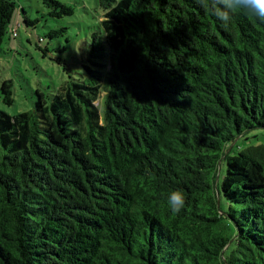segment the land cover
Returning a JSON list of instances; mask_svg holds the SVG:
<instances>
[{
    "label": "trees",
    "instance_id": "obj_1",
    "mask_svg": "<svg viewBox=\"0 0 264 264\" xmlns=\"http://www.w3.org/2000/svg\"><path fill=\"white\" fill-rule=\"evenodd\" d=\"M16 2L0 0V46L17 11L37 21ZM96 4L85 74L0 109V264H264V144L234 154L264 130V23L225 27L196 0Z\"/></svg>",
    "mask_w": 264,
    "mask_h": 264
},
{
    "label": "rangeland",
    "instance_id": "obj_2",
    "mask_svg": "<svg viewBox=\"0 0 264 264\" xmlns=\"http://www.w3.org/2000/svg\"><path fill=\"white\" fill-rule=\"evenodd\" d=\"M16 1L28 18L37 21L34 28L26 27L22 14L17 11L0 46V85L4 80L11 81L13 98L11 105H5L0 98V109L9 115L32 110L36 92L41 93L48 104L50 96L64 82L85 74L84 65H90L91 34L100 30L102 15L96 0H57L73 9L71 16L60 19L48 15L42 0ZM16 20L21 26L17 29V38L11 39ZM61 27L65 30H60ZM55 29L58 30L56 37H46L49 30ZM39 38L44 40L40 45ZM45 48L48 52H43ZM102 97L103 94L96 105H100ZM246 139L238 141L234 154L248 146L264 144V130H252Z\"/></svg>",
    "mask_w": 264,
    "mask_h": 264
},
{
    "label": "clouds",
    "instance_id": "obj_3",
    "mask_svg": "<svg viewBox=\"0 0 264 264\" xmlns=\"http://www.w3.org/2000/svg\"><path fill=\"white\" fill-rule=\"evenodd\" d=\"M196 3L202 9L209 11L225 27L237 13L264 23V0H196ZM185 203L182 191L174 190L168 194L167 206L171 213L179 214L185 207Z\"/></svg>",
    "mask_w": 264,
    "mask_h": 264
},
{
    "label": "built area",
    "instance_id": "obj_4",
    "mask_svg": "<svg viewBox=\"0 0 264 264\" xmlns=\"http://www.w3.org/2000/svg\"><path fill=\"white\" fill-rule=\"evenodd\" d=\"M20 26H21L20 22H17V23H16V26H15V28H14V30L11 32V36H12V37H17V29H18V27H20Z\"/></svg>",
    "mask_w": 264,
    "mask_h": 264
}]
</instances>
